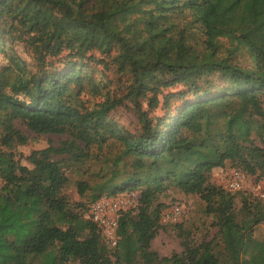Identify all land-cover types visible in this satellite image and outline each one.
<instances>
[{"label": "trees", "instance_id": "obj_1", "mask_svg": "<svg viewBox=\"0 0 264 264\" xmlns=\"http://www.w3.org/2000/svg\"><path fill=\"white\" fill-rule=\"evenodd\" d=\"M12 33L32 65L0 64V237L21 264H264V237L237 220L245 193L209 182L228 160L264 177V0H0V43ZM94 49L129 78L122 95L87 103L86 86L99 88L85 69ZM123 102L133 131L110 118ZM17 122L70 138L23 164L13 148L28 137ZM69 169L89 171L75 182L89 202L139 192L115 247L71 206ZM169 188L198 194L217 233L182 234V252L160 256L151 241Z\"/></svg>", "mask_w": 264, "mask_h": 264}, {"label": "rangeland", "instance_id": "obj_2", "mask_svg": "<svg viewBox=\"0 0 264 264\" xmlns=\"http://www.w3.org/2000/svg\"><path fill=\"white\" fill-rule=\"evenodd\" d=\"M17 34H5V44L0 43V64H5L10 61V58H22L28 67L31 68V53L30 48L24 45L22 39L16 38ZM1 38V37H0ZM68 51L63 52L62 55L54 58L55 66H62ZM87 55L91 59H86L88 65L85 67L88 76L92 77V83L99 84V88L93 91L92 87L86 86V91L82 93L81 97L87 100V103L95 100H101L104 96L109 95L110 98L117 97L123 94L125 83L128 81V74H121L116 70V65L112 61V57L106 54H100L96 49L89 51ZM67 59V58H66ZM87 84V83H86ZM171 88L165 90L169 92ZM161 97V96H160ZM143 106L147 109L146 102ZM153 113H161L157 108ZM112 118L119 125L126 129L133 131L137 123V118L134 110L128 102H123L111 113ZM16 125L23 131L28 140L25 144L17 145L13 148L16 157L21 163L29 164L26 157L35 149L48 146L50 143L59 145L62 141L70 138L65 134H36L29 130L25 125L17 122ZM235 163L228 160L223 167L213 168L209 174V182L217 186H224L225 173L230 169L237 167ZM71 176L72 183L67 188L71 206L83 213L86 217L88 209H82L79 204L84 203L89 207V194L80 195L77 191L76 183L79 179L90 180L88 175L79 173L77 171L68 170ZM255 181L253 176L248 175V183ZM225 187V186H224ZM241 192V190H239ZM235 192V191H233ZM244 196L247 199L245 209L242 205V196L236 193L234 208L237 215V220L243 223L245 227H254V235L264 237V199L252 196L246 191ZM120 194L127 195L131 198V205H127L126 210L131 209L132 214L136 213V206L138 203L139 192L123 191ZM137 202V203H136ZM157 202H162L165 207L162 209L160 217V227L155 238L151 241V249L157 251L160 256H168L174 252L180 253L183 250L181 240L184 237L182 234L192 238L193 240H210L215 237L217 227L212 224V216L206 212V202L198 194H185L176 188H169L165 193L158 196ZM179 204L182 213L176 219L167 218L166 214L172 212V207ZM6 261L8 264L22 263L21 255H18L14 249L9 248L3 237H0V262Z\"/></svg>", "mask_w": 264, "mask_h": 264}, {"label": "built area", "instance_id": "obj_3", "mask_svg": "<svg viewBox=\"0 0 264 264\" xmlns=\"http://www.w3.org/2000/svg\"><path fill=\"white\" fill-rule=\"evenodd\" d=\"M248 183V175L239 168H232L225 173V188L231 191H246L252 196L264 199V177ZM137 203V202H136ZM127 205H131V198L127 195L117 194L103 196L91 202L86 217L94 222L101 230L106 244L113 248L118 241V220ZM182 213L179 204L172 207V212L167 213V218L176 219ZM77 264V263H74Z\"/></svg>", "mask_w": 264, "mask_h": 264}]
</instances>
